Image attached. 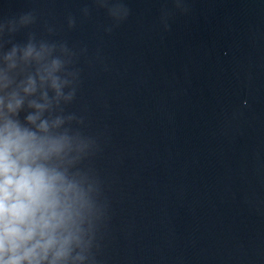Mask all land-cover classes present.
<instances>
[{
    "label": "water",
    "instance_id": "1",
    "mask_svg": "<svg viewBox=\"0 0 264 264\" xmlns=\"http://www.w3.org/2000/svg\"><path fill=\"white\" fill-rule=\"evenodd\" d=\"M26 13L13 42L76 53L95 264H264V0H0V22Z\"/></svg>",
    "mask_w": 264,
    "mask_h": 264
},
{
    "label": "clouds",
    "instance_id": "2",
    "mask_svg": "<svg viewBox=\"0 0 264 264\" xmlns=\"http://www.w3.org/2000/svg\"><path fill=\"white\" fill-rule=\"evenodd\" d=\"M108 11L127 14L119 5ZM34 23L32 13L0 22V264H95L106 203L85 165L97 140L65 110L79 83L76 53L35 32L13 42Z\"/></svg>",
    "mask_w": 264,
    "mask_h": 264
}]
</instances>
